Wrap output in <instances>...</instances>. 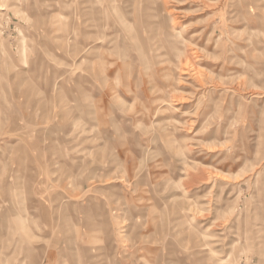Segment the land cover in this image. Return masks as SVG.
<instances>
[{"label":"rangeland","instance_id":"rangeland-1","mask_svg":"<svg viewBox=\"0 0 264 264\" xmlns=\"http://www.w3.org/2000/svg\"><path fill=\"white\" fill-rule=\"evenodd\" d=\"M0 264H264V0H0Z\"/></svg>","mask_w":264,"mask_h":264},{"label":"bare ground","instance_id":"bare-ground-1","mask_svg":"<svg viewBox=\"0 0 264 264\" xmlns=\"http://www.w3.org/2000/svg\"><path fill=\"white\" fill-rule=\"evenodd\" d=\"M88 9H89L88 12H90V11L92 10V9H91V6H89ZM99 15H100V14H99ZM104 15H105V14H104ZM83 25H84V24H83ZM91 25H92V24H91ZM91 27H92V26H88V27H87V32H88V34H90L89 32H91V30H92ZM145 27H146V25H145ZM89 28H90V29H89ZM144 31H146V30L144 29ZM89 36H90V35H89ZM90 40H92V38H87V41H90ZM94 40H95V38H94ZM96 40H97V39H96ZM91 46H94V45H91ZM91 46L88 47V48L85 50L86 57L89 59L88 62H91V61H90V58H91V57H94V59L97 58V59L95 60V62H97V61H99V58H98L99 56H98V55H93V54L91 53V52H93V49H94V50L96 49V47H91ZM95 54H96V53H95ZM85 65H86L87 68H90V65H92V63H86ZM95 67H96V66H95ZM98 84H99V83H98ZM160 100H161V99H160ZM15 119H16V117H15ZM17 128H18V123H16V121H14V129L17 130ZM201 238H202V237H201Z\"/></svg>","mask_w":264,"mask_h":264}]
</instances>
